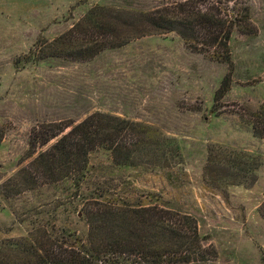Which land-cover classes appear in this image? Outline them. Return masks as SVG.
<instances>
[{"label": "rangeland", "instance_id": "obj_1", "mask_svg": "<svg viewBox=\"0 0 264 264\" xmlns=\"http://www.w3.org/2000/svg\"><path fill=\"white\" fill-rule=\"evenodd\" d=\"M162 1L0 0V240L25 235L36 218L56 231L86 230L74 175L42 184L29 164L55 139L33 151L29 141L100 110L175 137L181 160L167 170L117 169L95 151L85 183L91 192L104 185L109 197L149 199L190 213L217 252L215 264H264V139L246 122L264 99V0H237L250 7L256 32H232L231 83L216 101L226 64L190 51L175 32L143 35L88 61L36 60L32 54L37 40L66 30L92 4L146 10ZM219 147L257 159L254 180L216 186L204 166L208 149ZM21 169L29 172L28 184ZM33 180L40 186L28 188Z\"/></svg>", "mask_w": 264, "mask_h": 264}, {"label": "trees", "instance_id": "obj_2", "mask_svg": "<svg viewBox=\"0 0 264 264\" xmlns=\"http://www.w3.org/2000/svg\"><path fill=\"white\" fill-rule=\"evenodd\" d=\"M234 30L256 32L250 7L237 0H164L146 10L95 3L66 30L50 40H37L31 51L36 60L88 61L137 37L175 32L190 51L226 64L227 71L213 93L216 101L230 87L229 44ZM246 122L253 136L264 139V99L248 113ZM3 134L0 128V140ZM53 138L29 164L42 184L66 182L74 175V195L84 199L86 230L76 232L62 226L56 231L36 218L25 235L0 240V264H215L217 252L205 244L207 237L190 213L149 199L109 197L112 193L104 185L91 192L85 184L91 172L90 156L98 150L117 169H170L181 160L175 137L153 125L95 110L75 123L33 135L31 150ZM257 162L244 151L209 148L204 173L216 186L220 182L243 184L247 177L254 180ZM21 175L28 184L29 172L21 169ZM29 185L40 186L34 180Z\"/></svg>", "mask_w": 264, "mask_h": 264}]
</instances>
